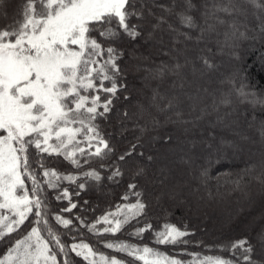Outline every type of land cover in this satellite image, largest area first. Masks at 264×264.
Returning a JSON list of instances; mask_svg holds the SVG:
<instances>
[{
	"label": "snow or ice",
	"instance_id": "6c2138e0",
	"mask_svg": "<svg viewBox=\"0 0 264 264\" xmlns=\"http://www.w3.org/2000/svg\"><path fill=\"white\" fill-rule=\"evenodd\" d=\"M5 2L0 0V264H75L74 258L125 264L98 255L73 224L84 220L62 213L78 207L73 196L89 180L118 183L125 175L120 164L133 157L124 203L88 225L106 249L138 264H264V257L254 258L257 245L264 250V229L255 244L247 236L214 247L196 242L228 252L225 258L184 251L194 235L187 226L155 228L146 220L153 200H216L230 192L246 195L252 184L264 189V120L255 115L257 107L264 109V95L245 83V56L255 53L243 47L264 46V0H203L199 19L193 0H18L11 17ZM245 5L252 7L255 24ZM129 76L141 87L130 88ZM121 98L130 103L118 113V126L131 131L135 142L117 155L99 121ZM243 104L253 109L251 118L240 110ZM257 144L258 153L252 149ZM54 157L75 171L47 167ZM93 158L98 168L82 171ZM236 160L243 167L227 170ZM49 191L52 200L69 206L53 212ZM50 219L69 231L58 233ZM133 222L143 226L134 227L132 237L151 233V243L181 251L169 255L102 240ZM73 231L72 242H62ZM182 255L191 259L177 258Z\"/></svg>",
	"mask_w": 264,
	"mask_h": 264
},
{
	"label": "trees",
	"instance_id": "16d2710c",
	"mask_svg": "<svg viewBox=\"0 0 264 264\" xmlns=\"http://www.w3.org/2000/svg\"><path fill=\"white\" fill-rule=\"evenodd\" d=\"M179 2V0H178ZM203 0H193V3L197 5V11L194 13L196 17L199 16L201 9V4ZM18 3V0H11L10 5L13 4V6L16 8V5ZM158 4H165L170 5L171 0H157ZM7 5V3H6ZM245 7L248 9V19L252 22V24H255L254 19L252 18V7L245 5ZM178 9V8H177ZM157 12V14H163L160 9L156 8L153 9ZM179 10V9H178ZM10 17L12 14H9ZM174 20V17L170 18ZM3 21H0L2 23ZM123 46V45H122ZM130 46V45H129ZM246 51L249 53H258L261 52L264 54V46H261L260 44L255 45L253 48L249 49L247 42L243 45ZM255 54H248L245 56V71L247 73V81L245 83H250L252 86V91L264 95V63L258 64L256 67L253 64V56ZM127 59V57H126ZM225 65L227 66L229 64L228 58L224 57ZM129 87H135L140 88L141 84L138 80L134 79L132 76L128 77ZM136 97L133 95V100H135ZM115 103V111L110 114V116L105 121H99L101 129L103 132L109 134L107 138L110 139L111 143L115 145L117 149V155L123 153L125 150L130 147L131 143H134L133 139V133L131 131L123 132V130L118 126L119 120H118V113L123 111V108L128 105L130 102H124L121 98L120 100H117ZM241 111H246L248 118H250L253 114V111L251 110L248 112L247 105L243 104L240 106ZM255 115L261 116L259 113L255 112ZM123 133V134H122ZM224 135H228L227 132L224 133ZM230 138V137H229ZM112 160H115V157L112 158ZM135 161V157L129 159L126 163L120 164L121 169L125 172V175L122 178H118V183L112 182V181H104L102 184L98 182H94L89 180L87 182L88 186L84 191L80 192V195L78 197L73 196V202L78 204V207L76 209H73L71 213H62V215L65 216V218H73V217H80L84 220V225H80L78 220H73V224L77 226V228L80 229V232L83 234V239L85 242L91 244L94 246V250H96L98 253H103L104 255L108 257L115 256L117 259H120L125 262V264H138V262L133 261L132 258L128 257L126 254L117 253L113 250L106 249L104 247V244L100 242V238L94 237L92 234L88 232V225L94 222L98 217L105 214L107 211H111L115 209V205L124 203V201L121 200V196H123L127 192V185L132 182L131 181V165ZM237 161V160H236ZM108 163H111L109 161ZM239 163L242 165L241 168L244 165L243 160H239ZM99 161H97L95 158H93L92 161L88 165L83 166L82 171H87L90 168H98ZM114 166V165H113ZM47 167L49 168H55L58 172L61 173H69L74 172L75 170L73 167L65 160H63L62 157L59 158H49L47 162ZM225 169H220V171H224ZM227 170L229 171H238L235 167H233L232 164H228ZM103 175L109 174L107 170H105ZM215 171H213L212 175L215 176ZM78 182H85L84 180H80ZM256 188L259 187L257 184ZM63 186L69 187L70 191L78 190L76 189V186L68 185L67 182L63 183ZM159 189H157L158 191ZM261 190V189H259ZM264 190V189H263ZM160 191V190H159ZM54 193L49 191V199L51 201L50 207L53 212H59L61 209L68 207L67 201H55L52 200V196ZM249 200L254 199L253 195L249 196ZM264 199V195L262 196ZM262 200V199H261ZM85 201H88L87 204H85ZM129 202H134V198L130 200ZM195 210L196 207L191 203L190 200H184L183 198L176 199V200H159L155 201L153 200L151 208L148 210V216L146 220L148 222H151L155 228H159L165 223H171L177 226H187L188 230L193 232L194 235L188 237L191 241V244L184 249V251L188 253H199L201 255H211V256H223L227 258L229 256L228 252L220 253L216 251H208L205 247H200L197 245V241H203V244L206 246H216L218 244H222L225 242H230L234 240H238L242 237L247 236L250 241L255 244L254 239V233L255 231L248 230L245 228L241 229L238 228L235 225H229L225 228L217 227V217H221L222 215L217 212H211L209 214V221L212 223L203 224V220L198 219L195 215L186 213V210ZM254 211V210H253ZM253 211L251 213H253ZM188 212V211H187ZM245 212L243 213L244 216H247L251 213ZM250 216V215H249ZM217 219V220H216ZM220 220V219H219ZM249 220L243 219V221ZM50 223L53 224L54 229L58 233H64L68 232V229H64L61 226L55 225L54 221H51ZM214 225V226H213ZM143 226V222L141 224H136L133 222L132 226H126L122 233H117L115 236L107 235L102 238V240L106 243L111 240H123L128 243L137 244V245H149L153 248H158L159 251H163L169 255H172L174 252L181 251V248H173L171 246H158L155 243H151L153 241V236L151 233H144L141 238L132 237L131 233L134 230V227H140ZM27 231V228L24 229V232ZM23 233L15 234L14 238H19L20 235ZM76 235V232H70L69 236H62V242L64 243H71L70 236ZM5 250L4 245H0V252H3ZM261 257H264V252H261L256 249V255L254 258L259 259ZM58 260H61V257L58 255ZM180 259H191V256L189 255H182L179 256ZM75 259V264H82V262L78 258ZM142 264V262H140Z\"/></svg>",
	"mask_w": 264,
	"mask_h": 264
},
{
	"label": "rangeland",
	"instance_id": "374dc122",
	"mask_svg": "<svg viewBox=\"0 0 264 264\" xmlns=\"http://www.w3.org/2000/svg\"><path fill=\"white\" fill-rule=\"evenodd\" d=\"M10 1L11 0H6L4 7L9 14H13L15 7L13 6V4L10 5ZM6 3H7V5H6ZM197 19H199V16L197 17ZM261 55H264V54H262L261 52H258L253 56V61H254L253 64L255 66L262 63L260 61ZM256 67H258V66H256ZM246 105H247L248 112H250L251 110L253 111V109L248 104H246ZM255 112H257L261 115V116H259V115L256 116L258 118V120H264V109L257 107L255 109ZM241 127L245 128V124L242 123ZM248 134L251 135L253 137V139H256L255 132L249 131ZM252 149H253V151L258 153L260 151V145L257 144L255 146H252ZM253 158H255V157H253ZM230 164H232L233 167L236 168V170L237 169L239 170L242 166L239 163V160L231 161ZM259 189H261L260 186L258 188H256V185L254 186L252 184L249 192L246 195L241 194L240 192H230L229 194L224 196L223 199L217 198L216 200H208L206 198L203 201H197V200L189 199L191 201V203H193V205L196 207V209L195 210L187 209L186 213H190V214L195 215L198 219L203 220L202 221L203 224L209 225V223H212L211 221H209V218H208L209 214H211V212L215 211L218 213V215L219 214L222 215L221 217L220 216L217 217L218 220L216 219L217 220V224H216L217 227L225 228L229 225L230 226L235 225L240 229H241V226H242V228H245L248 230L253 229L255 231V233H254V238H255L256 234L261 229H264V199L262 198V196L264 195V190L263 189L259 190ZM213 190H214V186H213ZM250 195H253L254 199L249 200ZM165 199H169V198L165 197L161 200H165ZM170 200H173V199H170ZM250 211L251 212L253 211V213H251ZM245 212H248V213L250 212L251 213V214H249L250 216L249 215L244 216L243 213H245ZM103 215H101V216H103ZM246 218L249 220V222L247 220L243 221V219H246ZM97 227L102 228L103 225H98ZM257 250L264 252V250H261L258 245H257ZM99 254H103V253H98V255ZM97 259H98V256H97ZM182 260L188 261V260H190V258L189 259H182Z\"/></svg>",
	"mask_w": 264,
	"mask_h": 264
}]
</instances>
